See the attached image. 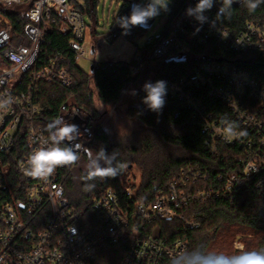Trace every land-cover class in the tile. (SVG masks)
<instances>
[{"label": "trees", "instance_id": "trees-1", "mask_svg": "<svg viewBox=\"0 0 264 264\" xmlns=\"http://www.w3.org/2000/svg\"><path fill=\"white\" fill-rule=\"evenodd\" d=\"M84 10L91 20L97 23V9L100 0H85ZM186 0H175L170 11L166 12L163 31L144 48H137L127 61H102L99 66L93 64V69L85 71L76 59L75 51L69 46L72 34L62 32L60 27L64 21L60 14H55L56 22L53 28L46 31V40L42 45L41 58L47 61L51 56L62 53L64 64L73 75L70 86L62 83L43 81L38 93V101L45 107L40 121L46 125L57 118L66 119L72 106L79 109L81 117L87 120L94 132V138L87 144V149L95 152L100 147L111 153L115 150L118 159L126 164V168L115 178L97 179L95 188L84 190L83 175L87 163L86 152L80 160L66 167L61 173V181L70 205L80 214L78 223L85 225L96 221L93 209V199L109 188H114L123 198L124 205L131 203L124 189L131 183L130 170L132 165L140 169L139 182L132 184L136 189V200L151 203L159 190H167L169 184L181 173L187 172L188 191L195 199L182 208L184 218L155 219L142 223L139 216H132L128 233L118 243L105 242L100 246V258L96 264H118L132 244L140 239L151 236L154 239L170 244L177 238L189 241L188 250L203 247L207 250L209 243L218 231L231 235L242 228L244 221L254 223L250 228V238H243L245 249L258 250L264 248V190L256 186V178L245 177L240 187L231 193L225 191L226 176L236 171L242 172L244 148L239 145L221 143L218 152H212L206 143L209 134L205 129V119L217 121H234L235 118L228 103L217 95L209 96V84L193 83L188 86L193 97L201 103L202 113L198 114L186 104L185 98L177 94L166 99V104L160 113L146 108L142 103L145 93L143 84L138 86L136 101L127 106L124 111L128 117L140 122L139 133L133 136L113 135L108 131L102 120L103 113L96 102L107 107H115L121 102L130 85L138 84L142 78V70L151 66L154 75L149 81L163 80L167 86L181 78L193 79L199 64L208 60L229 61L232 66L243 68L252 75L259 77L264 85V49L237 51L227 45L217 44L213 40L202 42L205 25L192 27L189 31L186 49L181 55H170L163 59H153L146 62L138 71H133L135 57L140 50L150 52L166 35L171 24L183 8ZM133 0H125L119 12L114 15L111 31L103 39L114 42L118 37L125 36L131 41L143 33L144 28L133 27L129 34H123V29L114 22L117 16L130 14ZM33 6L32 0L23 3L6 4L0 0V15L7 18L14 32L23 33L27 13ZM217 3L207 14L215 16L219 7ZM264 19V4L254 12H249L245 6L232 7V15L221 21L238 32L249 20ZM200 27V31L195 29ZM17 38V37H16ZM19 38L16 39V43ZM2 53L0 49V54ZM221 80L215 79V83ZM264 114V108L259 109ZM259 113V112H258ZM25 130L17 134L16 144L9 152L0 151V161L8 166L7 182L0 187V203L11 202L24 198L25 188L30 181L18 170L19 162L29 153ZM199 174V177L196 176ZM222 176V179L219 177ZM135 180V179H134ZM201 192H206L201 196ZM208 193H212L211 195ZM188 220L198 223V227L187 224ZM237 234V233H236ZM234 234V235H236ZM161 264H170V259L164 258Z\"/></svg>", "mask_w": 264, "mask_h": 264}, {"label": "built area", "instance_id": "built-area-1", "mask_svg": "<svg viewBox=\"0 0 264 264\" xmlns=\"http://www.w3.org/2000/svg\"><path fill=\"white\" fill-rule=\"evenodd\" d=\"M6 4L23 3L25 0H1ZM33 6L27 13L23 33L14 32L7 18H0L5 24L0 26V98L11 97L12 105L6 112H0V151L9 152L16 144L17 134L25 130L29 153L18 164L26 163L27 157L47 139L48 133L40 121L46 111L38 101L40 85L43 81L59 82L70 86L73 75L65 66L62 53L51 56L47 61L41 58L46 31L53 28L55 14L64 21L60 30L72 34L69 46L75 51L76 59L88 55L85 46L87 21L84 10L85 0H32ZM197 0H186L183 8L171 24L166 35L147 53L138 51L133 71L153 59H163L170 55H181L185 51L189 31L197 22L185 15L189 6ZM133 3H142L133 0ZM233 6H242L234 3ZM232 6V7H233ZM208 16V14L206 13ZM209 17V16H208ZM215 16L209 17L211 20ZM156 19V18H155ZM202 42L213 40L237 51L264 49V19H253L236 32L222 22L216 28L205 23ZM19 41L16 43V39ZM96 66L100 62H95ZM193 79L181 78L167 86V96L178 95L198 114L202 113L201 103L193 97L188 86L193 83L209 84L210 95H217L226 101L233 112L239 129L247 135L226 141L222 135L225 121L205 119V129L209 137L206 143L212 152H218L221 143L239 145L244 148L242 172H230L226 176L225 191L231 193L244 183L245 177L256 178V186L264 190V85L258 76L243 68L232 66L229 61L208 60L199 64ZM215 79L221 80L216 84ZM259 112V113H258ZM79 127L78 140L82 155L87 144L94 138V132L79 109L72 106L65 119ZM66 167H58L47 180L31 178L25 188L24 198L0 203V264H96L100 258V246L105 242L118 243L128 233L132 216H139L142 223L155 219L184 218L182 208L195 195L188 191L187 172H182L168 186L159 190L151 203L137 201L136 189L128 184L124 193L131 203L124 205L121 195L112 187L93 199L96 221L80 225V214L70 205L61 181V173ZM9 168L0 161V187L5 186ZM199 177V174H196ZM222 179V176L219 177ZM206 192H201L205 196ZM212 194V193H208ZM188 225L198 227V223L188 220ZM245 233L235 235V248L243 245ZM189 241L177 238L172 243L144 237L132 244L118 264H161L164 258H171L177 252L187 249Z\"/></svg>", "mask_w": 264, "mask_h": 264}, {"label": "clouds", "instance_id": "clouds-1", "mask_svg": "<svg viewBox=\"0 0 264 264\" xmlns=\"http://www.w3.org/2000/svg\"><path fill=\"white\" fill-rule=\"evenodd\" d=\"M171 0H147L146 3H133L130 14L117 16L115 24L123 29V34H129L133 27L148 28L149 20L158 17L162 12H169ZM219 3L215 13V19L211 20L206 15ZM240 3L249 12H254L264 0H197L194 6L185 10V15L197 22L199 26L208 23L211 28H216L217 22L229 18L232 15V6ZM200 31V27L195 29ZM142 90L145 93L142 103L152 112L160 113L167 96V83L163 80L155 82L146 81ZM132 95H136L135 90ZM11 97L0 98V112H6L12 105ZM48 137L42 144L35 148L27 157L26 163L21 166L23 175L31 178L47 180L58 167H68L80 160L78 152L81 146L78 140L81 136L79 127L69 123L63 117L54 119L46 125ZM223 138L226 141L238 139L247 135V132L239 129L234 121H225L222 129ZM87 163L83 175L84 190L91 191L95 188L94 181L106 178H115L126 168V164L118 159V153L113 150L109 153L103 146L93 152L86 150ZM170 264H264V248L247 250L243 245H237L234 253L206 251L197 247L191 250H181L174 254Z\"/></svg>", "mask_w": 264, "mask_h": 264}, {"label": "rangeland", "instance_id": "rangeland-1", "mask_svg": "<svg viewBox=\"0 0 264 264\" xmlns=\"http://www.w3.org/2000/svg\"><path fill=\"white\" fill-rule=\"evenodd\" d=\"M125 0H100L97 9V23L95 24L88 14H85L87 21V30L85 36V46L88 52L86 57H79L78 64L85 71H90L91 66L95 62L102 61H127L129 60L135 50L139 48H144L149 42H151L156 36H158L163 31L164 22L166 20V12H162L158 17H156L153 25L149 28H144L142 34L138 35L135 41H131L125 36L118 37L114 42H109L104 40L105 34L110 33L111 26L113 22V17L116 15ZM142 3H146L147 0H141ZM175 0H171L169 6H172ZM0 18L2 16L0 15ZM4 22H0V26L4 25ZM95 49V53H92V49ZM154 75V70L151 66L146 67L142 70V78L138 84L130 85L124 94L123 99L115 107H107L101 104L99 101L96 102L97 107L103 113L102 120L104 125L108 128V131L117 136L130 135L133 136L135 133H139L140 122L135 119L128 117L124 114L127 106L136 101V95H132V91L135 90L137 93V88L146 81H149ZM84 165L85 162H83ZM130 176L131 183L133 181L139 182L140 169L137 165L130 164ZM135 179V180H134ZM256 227L254 223L249 221H244L241 230L231 234L225 235L218 231V237L212 239L206 251L224 252V253H234L237 251L235 248V235L245 233L246 236L243 238H250V228ZM244 243L245 248V242Z\"/></svg>", "mask_w": 264, "mask_h": 264}, {"label": "water", "instance_id": "water-1", "mask_svg": "<svg viewBox=\"0 0 264 264\" xmlns=\"http://www.w3.org/2000/svg\"><path fill=\"white\" fill-rule=\"evenodd\" d=\"M154 21H155V18L149 20V22H148V24H149L148 28L153 25ZM91 52L94 53L95 52V49L93 48ZM91 69H93V65L91 66Z\"/></svg>", "mask_w": 264, "mask_h": 264}, {"label": "crops", "instance_id": "crops-1", "mask_svg": "<svg viewBox=\"0 0 264 264\" xmlns=\"http://www.w3.org/2000/svg\"><path fill=\"white\" fill-rule=\"evenodd\" d=\"M95 53V52H94Z\"/></svg>", "mask_w": 264, "mask_h": 264}]
</instances>
